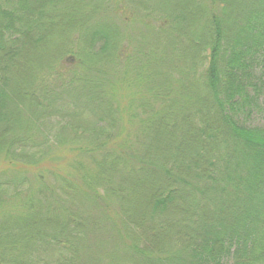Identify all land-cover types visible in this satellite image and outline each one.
I'll list each match as a JSON object with an SVG mask.
<instances>
[{
  "label": "trees",
  "instance_id": "trees-1",
  "mask_svg": "<svg viewBox=\"0 0 264 264\" xmlns=\"http://www.w3.org/2000/svg\"><path fill=\"white\" fill-rule=\"evenodd\" d=\"M176 5L0 0V264H264V0Z\"/></svg>",
  "mask_w": 264,
  "mask_h": 264
},
{
  "label": "rangeland",
  "instance_id": "rangeland-1",
  "mask_svg": "<svg viewBox=\"0 0 264 264\" xmlns=\"http://www.w3.org/2000/svg\"><path fill=\"white\" fill-rule=\"evenodd\" d=\"M118 1H119L120 9L126 10L127 13L129 14V17H127L128 23L127 24L124 23L125 25H121L122 28L124 27L123 30L125 31L126 37L124 35H120L119 39L123 38V41H122L123 44L128 43V46L131 47V50H130L131 52L133 51L135 52V50L137 52L142 50L140 48L142 41H144V44H147L148 41L149 43L153 42L157 45V47H159L162 40H164L163 32H161L162 27L164 25L162 23V21L164 20V17H168L170 15L169 13L171 12H176V13L181 12L179 7H177L176 5L177 2L181 0H118ZM184 1L187 2L189 0H184ZM102 2L105 3V5L108 7L113 5V0H102ZM190 2H189L190 6L188 5V7L192 9L194 2L193 1H190ZM181 14L185 15L186 13L181 12ZM136 16H138L139 18H141L142 16L144 21H146V23H149L148 26L150 27L147 28L145 26H142L143 24H139L141 22L140 20H139V23L135 21L137 19ZM186 16H189V15L186 14ZM132 19H134V21ZM61 41L68 42L67 38H64V37ZM149 46H152V45H149ZM66 57H67L66 60H64L65 57L63 58L65 62L68 59L72 58L71 56H68V54ZM261 104H263V107H264V95L261 100ZM263 119H264V113H262L261 115H257L255 119V123L258 124ZM51 126L52 124L49 126V129H46L45 131L47 133L48 138L55 139L58 137L59 141L66 140L68 143L70 141H71L70 142L71 144L74 143V140H72V136L71 134H69L70 133L69 131L61 130L58 132L57 136L55 137L56 132L54 131V129H52ZM86 133L90 134V136H92V134L94 136L101 135V132L99 131V129L92 131V132H86ZM88 134L85 135L84 133H80V135H84L85 137L88 136ZM81 138H83V136H79V140H81ZM57 145L59 147V144ZM57 154L60 157H62L64 152L59 151L57 152ZM1 168H2V163L0 161V169ZM60 168L65 169L63 165H60ZM33 187L36 188L35 183L33 184Z\"/></svg>",
  "mask_w": 264,
  "mask_h": 264
}]
</instances>
